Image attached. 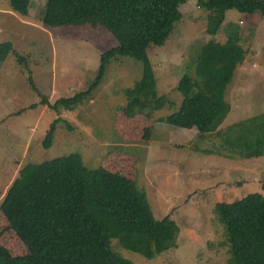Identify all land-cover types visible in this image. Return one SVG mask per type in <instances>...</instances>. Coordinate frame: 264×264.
<instances>
[{
	"label": "rangeland",
	"instance_id": "obj_1",
	"mask_svg": "<svg viewBox=\"0 0 264 264\" xmlns=\"http://www.w3.org/2000/svg\"><path fill=\"white\" fill-rule=\"evenodd\" d=\"M11 1L0 0V44L12 42L27 66L12 54L0 62V247L13 256L26 253L6 219L15 194L34 175L82 165L135 184L148 193L157 219L170 215L179 225L177 247L162 255L147 258L132 251L130 246L149 247L138 237L113 239L115 252L135 264H228L214 205L264 195V139L259 138L264 127L250 123L264 115V17L227 12L216 41L233 37L245 60L227 87V116L212 133L201 135L163 122L184 100L176 91L183 75L194 77L195 93L201 89L196 61L211 40L201 0H186L166 44L149 49L151 76H144L136 60H113L92 96L61 115L41 106L28 110L41 102L28 75L52 104L73 98L89 90L102 54L117 41L103 27L43 26L38 13L45 0H27V17L14 13ZM58 119L64 122L46 151L42 141Z\"/></svg>",
	"mask_w": 264,
	"mask_h": 264
},
{
	"label": "trees",
	"instance_id": "obj_2",
	"mask_svg": "<svg viewBox=\"0 0 264 264\" xmlns=\"http://www.w3.org/2000/svg\"><path fill=\"white\" fill-rule=\"evenodd\" d=\"M185 2L45 0L38 13L43 26L103 27L117 45L102 54L97 77L89 90L73 98H62L52 104L38 93L32 76L28 75L30 89L41 98L39 104L31 105L28 110L41 106L61 115L82 106L102 84L110 62L120 58L142 63L144 76H151L149 49L166 44L183 18L180 7ZM28 5L27 0L11 1L12 11L21 17H27ZM201 8L208 13L206 33L211 38L201 48L196 61V73L203 78L201 89L195 93L194 77L189 73L183 75L176 91L184 100L179 110L163 122L207 135L227 116V87L235 69L245 60L233 37L218 43L217 34L230 10L264 17V0H201ZM11 54L27 66L26 58L18 54L12 42L1 43L0 62ZM162 104L163 100L157 103L159 108ZM63 122L62 119L54 122L42 141L44 150L54 147L58 127ZM250 123L257 124L256 128L264 127V115ZM239 128L244 135L246 130L242 125ZM259 138L264 139V134ZM214 214L223 228L228 264H264V195L256 192L233 202H217ZM6 219L26 253L13 256L0 247V264H135L112 249L113 239H145L149 243L147 249L133 246L130 249L153 258L176 248L180 233L178 223L170 215L162 219L155 217L147 192L106 171L100 174L82 165L34 175L15 194Z\"/></svg>",
	"mask_w": 264,
	"mask_h": 264
}]
</instances>
